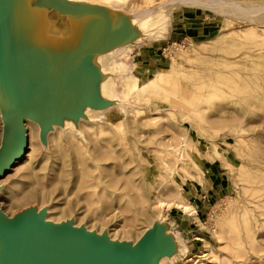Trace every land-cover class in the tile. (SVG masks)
<instances>
[{"label":"rangeland","instance_id":"1","mask_svg":"<svg viewBox=\"0 0 264 264\" xmlns=\"http://www.w3.org/2000/svg\"><path fill=\"white\" fill-rule=\"evenodd\" d=\"M172 2L131 3L132 10L152 3L168 17L150 38L160 44L152 46L160 62L131 64V84H145L139 90L123 98L120 86L92 124L77 115L70 136L59 128L44 136L23 121L21 144L0 176L1 228L24 238L13 226L33 205L49 234L100 256L85 231L134 244L161 217L177 250L163 264H264V216L254 220L264 202V0H201L217 9ZM152 73L176 77L185 92L152 94ZM157 199L170 203L160 210Z\"/></svg>","mask_w":264,"mask_h":264},{"label":"crops","instance_id":"2","mask_svg":"<svg viewBox=\"0 0 264 264\" xmlns=\"http://www.w3.org/2000/svg\"><path fill=\"white\" fill-rule=\"evenodd\" d=\"M88 7L100 9L101 13L82 14ZM47 8L77 16L56 14ZM127 14L123 10L90 5L81 0H0V35L5 41L0 42V51L8 56L9 46L16 49V63L10 66V71L15 74L21 94L18 104L28 109L27 103L35 105L49 88H58V74L68 57L106 45L101 53L106 55L107 74L88 66V57L79 59L66 71L64 83L68 101L65 113L74 118L84 105H90L96 111L112 105L118 99L114 97L111 85L115 62L122 60L124 55L131 64L147 57L154 59L148 61L154 66L160 62L156 49H152L160 44L152 41L151 36L134 39V32L126 28ZM105 28L111 32L110 36L106 35ZM114 39L119 40L115 53ZM108 78L109 85L102 92L98 83ZM10 83L8 78L0 77L2 86L9 87Z\"/></svg>","mask_w":264,"mask_h":264},{"label":"bare ground","instance_id":"3","mask_svg":"<svg viewBox=\"0 0 264 264\" xmlns=\"http://www.w3.org/2000/svg\"><path fill=\"white\" fill-rule=\"evenodd\" d=\"M84 1L87 4L90 5H102V6H108L111 8H114V10H123L126 13H128L125 16L126 19V28L130 29L134 32L133 38L134 39H141L144 36H152L155 35L156 27L158 24L164 20L167 21V15L164 14V11H161L160 9L152 7V3L143 6L145 8H140V6H136L135 4L133 7H135L134 10H132L131 3L134 0H81ZM134 3V2H133ZM172 5H181V4H191V5H202L201 0H174V2L170 3ZM210 9H217L218 6L205 4L202 5ZM131 9V10H129ZM255 9H250V11H239L238 14L245 15L246 16L251 13ZM264 10V8H262ZM161 25V24H160ZM168 29V24L163 26L162 30L163 33L166 32ZM158 33V32H157ZM160 34V33H159ZM0 42L5 43L3 40V37L0 35ZM119 40L114 39V53L119 48ZM10 54L8 56H5L3 52L0 51V76L8 78L11 83L9 87H4L0 85V173L4 169V167H7L9 162H11L14 158V154L17 151L18 146L21 144V132H22V126L23 122L22 119H11L10 121L6 122V116L5 113L9 110H16V109H22L20 105L18 104L21 101V94L20 91L16 85V77L15 74H13L10 71V66L16 63V59L14 57V53L16 52V49L14 47L9 46ZM108 57V56H107ZM179 57V56H178ZM181 57V56H180ZM179 57V58H180ZM106 55L105 54H93L90 60L88 61L87 65L94 67L97 71L102 73L103 75L107 74L109 72V69L106 67ZM133 65H131L129 58L125 57L120 61L115 62L114 64V81L112 82V87L114 88V97L119 96V87H123V91L121 92V96L123 98H127L129 95L133 94L135 90H139L140 87H142L143 82H139L136 85L131 84V77L130 72L133 69ZM176 77L169 78H160L158 74H148L146 85H148L151 89V93L155 94L157 92V89H162L161 92H164V94L168 95H174L173 97H178V95L185 92V89L181 87V85L178 83V81L175 79ZM110 82V78H108L106 81L102 83H98V87L102 92H105ZM169 83H172V86L167 85ZM54 87V86H53ZM143 90H140L141 94ZM188 92H190L188 90ZM192 94L195 95V99L200 101V95L197 93L192 92ZM61 102L60 94L56 86L51 89L49 88L47 92L44 93V95L38 100L37 104L32 105L31 103H27L26 106L29 107V111L34 116H40L49 111V109L54 108L58 106ZM120 111L123 113V108L125 106L121 105ZM127 107V105H126ZM102 111H96L91 106H86L81 108V118L88 122V124H92L91 122L94 120V115L96 113H99ZM35 127L37 130L41 133L46 135V132L48 133L49 130H54L56 128H59L61 130V133L65 135H72L74 129L73 125V118L71 116H68L66 113L61 115L58 118L49 120L43 125H40L38 122H35ZM31 125V124H30ZM45 126V127H43ZM44 136H40L41 138H44ZM43 140V139H42ZM43 147H47V143H44L42 141ZM185 149L186 146L184 145ZM100 150V147L95 144L94 146V152H98ZM29 155H27L28 157ZM195 163L199 167H203V160L201 158H198ZM15 168H12L11 171H14ZM89 188V187H88ZM92 192L90 194L94 195L96 191L87 189V192ZM185 194V192H184ZM96 195V193H95ZM183 195V194H181ZM28 194H23L20 200H27ZM174 201L178 202L177 206L179 209H182L183 211H188L189 206L181 201L178 196L174 198ZM170 202L163 201L160 199H157L156 204L157 208L160 210H165V207H168V204ZM155 204V205H156ZM109 207H105L104 212H108ZM93 213H95V210H93ZM39 215H41L40 210H35L33 205L27 206L26 209L22 210L18 215L16 216V219H18V222L13 226V228H18L23 231V234L25 238H22L21 236L15 234L14 229L11 230H5V228L0 227V234L8 240L12 246L18 251V253L21 255L22 260H24L25 264H100L98 260H95L91 258L88 255H83L82 250L83 248L80 246L76 239H72L69 236H62V235H56L53 234L49 235L47 233V226L45 225V222H43V218ZM105 216V215H104ZM107 216V215H106ZM264 216V202L259 201L257 207H256V213H255V221L258 217ZM84 216L79 215V219ZM102 221L106 220L105 217H100ZM114 218V216H113ZM92 221L90 220L89 223ZM102 225L104 222H101ZM78 226V225H77ZM79 228V227H76ZM91 229L87 230V233H91ZM150 231H157L161 238L165 241L166 245L168 246V250L165 255L163 256H156L152 259V264H163L165 260L169 259L170 257L177 255V250L173 246L172 243V231L169 227L162 225L161 223V217L155 218L139 235L136 242L143 237L144 234L150 232ZM97 235H101L98 234ZM50 238L53 243L57 245L62 244V250L60 252H55L45 257L39 253V248L43 245L44 241ZM111 241L116 242L113 237H108ZM119 242V241H118ZM134 242V243H136ZM64 243H66L65 247L63 246ZM8 257L7 251L4 249L1 241H0V261H4Z\"/></svg>","mask_w":264,"mask_h":264},{"label":"water","instance_id":"4","mask_svg":"<svg viewBox=\"0 0 264 264\" xmlns=\"http://www.w3.org/2000/svg\"><path fill=\"white\" fill-rule=\"evenodd\" d=\"M44 6L48 7L47 5H44ZM47 9L50 12L64 15V16H77L76 14H71V13L60 11V10L56 11L50 8H47ZM91 11H96L98 13H101L100 9H97L94 7H88L87 10H85L82 14H87ZM105 29H106V35L110 36L109 34L111 32L107 28ZM105 47L106 45L104 47L98 46V47L85 49V50L75 53L73 56L68 57L66 59V61L62 65V68L58 74V88L57 89L59 91L60 98H61V102L58 106L49 109V111H47L43 115L34 116L29 111V109H26L20 105L22 109L9 110L5 113L6 122L15 118V119H22V122L24 120H33L35 122H38L40 125H43V123L49 120L58 118L61 115H63L66 111L65 106L68 101V94H67L65 83H64L66 71L68 70L70 65H72L73 63H75L81 58L88 57V60H87L88 62L93 54H101V51L104 50ZM104 108H107V106H104L103 109ZM81 115L82 113L80 110L77 118H81ZM74 118H73V122H76ZM10 163H12V161L9 162L8 166L10 165ZM8 166L4 167V169L0 173V176L5 173ZM84 235H85L86 240L92 246H95L96 248L102 251V255L100 256H97L96 253H93L91 251L88 254H84V255H88L91 258L98 260L100 264H152V259L154 257L163 256L166 254L168 250V246L166 245L165 241L161 238L160 234L157 231H150L144 234L143 237H141L134 244H128V243L118 242V241L113 242L106 235H97L92 232L87 233L85 231ZM64 236H67V235H64ZM0 241L4 249L8 253V257L4 261H0V264H25L24 260H22L21 255L18 253V251L1 234H0ZM55 250L56 252H60L62 250L61 245L59 246L53 243V241L50 238H47L44 241L43 245L39 248V253L45 257H48L52 255L55 252Z\"/></svg>","mask_w":264,"mask_h":264}]
</instances>
